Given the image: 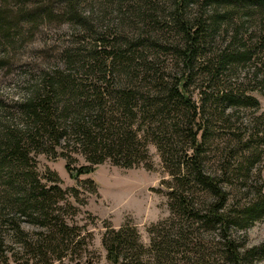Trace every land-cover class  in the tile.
Wrapping results in <instances>:
<instances>
[{"label":"trees","instance_id":"16d2710c","mask_svg":"<svg viewBox=\"0 0 264 264\" xmlns=\"http://www.w3.org/2000/svg\"><path fill=\"white\" fill-rule=\"evenodd\" d=\"M4 1L17 6L0 7L4 40L24 22L54 19L84 33L63 50V65L38 74L16 111H2L0 218L17 242L45 264L79 246L52 211L68 190L58 173L42 183L34 153L82 154L88 164H67L77 180L107 161L152 170L154 144L171 176L170 216L149 228L148 246L135 223L110 226V263L264 262V240L249 245L238 235L264 221V112L255 95L264 93V0H103L97 17L82 12V0ZM20 215L49 232L21 236Z\"/></svg>","mask_w":264,"mask_h":264},{"label":"rangeland","instance_id":"374dc122","mask_svg":"<svg viewBox=\"0 0 264 264\" xmlns=\"http://www.w3.org/2000/svg\"><path fill=\"white\" fill-rule=\"evenodd\" d=\"M90 0H82L80 8L86 15L100 16L104 10L103 0L98 4H89ZM0 0V7H17L14 1L9 3ZM13 20V19H12ZM11 20V23L14 21ZM30 21V20H28ZM16 38L10 42L2 39L0 34V120L2 111L14 112L38 74L49 66L63 65L62 52L66 47L79 46L84 35L72 26L71 22L59 19L44 20L36 28L30 22H24L12 30ZM262 104L264 112V93H255ZM243 115H251L250 110H243ZM1 125V124H0ZM58 149V153L61 152ZM154 168L145 167L126 169L107 161L99 164L90 174L73 179L67 164L71 160L72 167L88 164L80 153L66 151L70 158L63 156L57 159L45 153H34L36 168L42 177V183L52 185L46 177L50 173H58L61 186L68 190L64 199L52 210L54 220L65 223L72 237L77 236L79 246L66 250L65 256L58 260L53 258L51 264H111L107 258V250L103 244L104 235L110 226L119 228L126 222L135 223L141 233L142 241L148 246L151 243L149 228L170 216L168 207V183L171 176L164 169L161 155L154 144L150 145ZM264 181V161L261 165ZM45 177V178H44ZM0 182V209L5 208L3 186ZM0 218V255H7L9 264H45L38 257H33L23 243L17 238V231L11 223H3ZM21 227V236L37 239L41 231L49 232L41 224L32 222L29 216L15 217ZM206 239H217V234L205 232ZM238 235L247 237L249 245L264 240V221L256 222L247 231L239 230ZM54 257V256H53ZM254 264H264L256 261Z\"/></svg>","mask_w":264,"mask_h":264}]
</instances>
